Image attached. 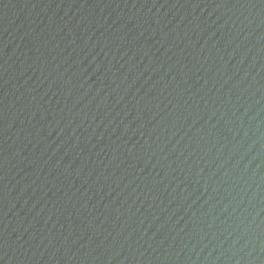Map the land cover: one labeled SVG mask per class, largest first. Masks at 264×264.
<instances>
[{"label": "water", "instance_id": "1", "mask_svg": "<svg viewBox=\"0 0 264 264\" xmlns=\"http://www.w3.org/2000/svg\"><path fill=\"white\" fill-rule=\"evenodd\" d=\"M0 264H264V0H0Z\"/></svg>", "mask_w": 264, "mask_h": 264}]
</instances>
